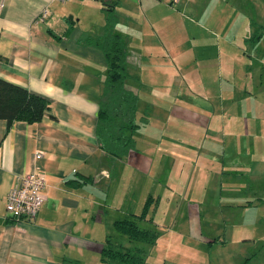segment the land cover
Wrapping results in <instances>:
<instances>
[{"label": "crops", "instance_id": "0c3cea01", "mask_svg": "<svg viewBox=\"0 0 264 264\" xmlns=\"http://www.w3.org/2000/svg\"><path fill=\"white\" fill-rule=\"evenodd\" d=\"M229 1L242 0H0V77L49 101L48 110L38 121L0 118V264H98L115 220L132 212L128 202L134 200L133 188L139 189L142 199L148 195L161 198L159 186L164 180L152 176L154 166H162L155 153L160 142L156 131L163 119L159 104L167 99L162 96L163 88L168 87V99L172 100L181 80L179 52L172 51L179 44L173 37H179V29L185 33L188 26L194 39L196 34L205 37L207 28L201 24V17L213 18L212 13L208 15L210 8ZM190 8H198V20L189 18L188 25L183 11ZM109 22L113 23L111 30L107 29ZM107 33L119 34L127 44L123 83L137 97L134 116L139 125L135 131L143 127L137 135L152 141H144L141 148L129 147L121 155L107 151L96 134L107 74L102 47ZM164 37L167 42L162 46L159 40ZM233 45L225 40L216 47V55L222 46H229L227 54L231 56ZM206 52L202 48V56H207ZM256 61L244 54L242 62L228 67L232 70L227 77L234 75L236 82L240 70H253V80L254 76L259 80L264 77L260 72L264 65ZM207 64L188 71L192 85L210 79L206 83L203 80L201 88L190 86L189 92L181 94L191 104L172 100L168 107L171 116L193 124V130L186 129L187 137L197 136V126L208 129L209 137L221 136L227 99L233 98L232 94L240 97L245 91L242 81L224 87L225 78ZM197 90L203 92L211 108L195 106ZM170 143V165L177 167L173 155L182 151L188 159L190 147L183 145L178 151V139ZM203 147L212 150L211 146ZM37 150H43L41 157L35 156ZM220 151L225 153V147ZM34 167L45 172L46 198L35 218L15 220L6 208V195L18 176ZM222 171L218 166L213 177L205 172L204 191L220 196ZM138 176L136 184L133 178ZM149 177L152 189L144 196ZM197 178L189 183L195 185ZM194 210L198 211L197 204ZM187 211L191 216L189 207Z\"/></svg>", "mask_w": 264, "mask_h": 264}, {"label": "rangeland", "instance_id": "374dc122", "mask_svg": "<svg viewBox=\"0 0 264 264\" xmlns=\"http://www.w3.org/2000/svg\"><path fill=\"white\" fill-rule=\"evenodd\" d=\"M197 10L184 9L183 19L188 25L189 18L195 22L198 20ZM211 13L213 18L210 16L209 20H205L202 16L200 19L203 27L207 28L203 32L206 33L205 37L196 34L194 39V32L189 26L185 33L179 29V37H173L179 44L172 51L179 52L181 80L176 84L177 94L172 100L186 106L191 104L190 100L187 101V97L181 94L189 92L191 87L201 88L204 80L199 85L189 82L187 74L193 66L210 63L218 71L217 74L225 78V87L235 82L234 75L227 77L232 70L228 67L242 62L244 54L256 58L259 62L256 63L261 67L264 65V0L219 3L210 8L208 15ZM182 25L187 27L183 22ZM161 34L164 36V32ZM225 40L234 44V50L229 56L230 47L222 46L217 56L215 49L224 45ZM166 42L167 37L159 40L162 46ZM202 48L207 50V56H202ZM242 50H245L244 54ZM206 71H209L208 67ZM260 72L264 74L263 69ZM252 73L243 70L238 72L240 79L235 85L242 81L241 86L245 91L240 97L232 94L234 97L227 99L225 107L228 113L221 136L209 137L208 129L197 126V136L187 137L186 129L193 130L194 126L182 117L171 116L168 107L173 101L168 99V87L163 88L165 91L162 96L167 99L163 98L159 104L163 119L156 131L160 142L155 151L160 156L162 166H154L152 176H158L164 180V184L159 186L161 198L152 201L146 213L148 218L140 221V225L154 228L158 234L151 244L123 236L125 244L145 249L146 264H264V77L260 76L257 80L254 76L253 80ZM209 80H204V83ZM140 90L146 92L145 89ZM197 92L199 95L195 106L211 108L205 102L203 92ZM142 128L135 131L134 148L145 146L144 141L152 142L145 136L137 135ZM173 139L180 142L178 151L183 150V145L190 147L188 159L182 151L173 155L178 162L177 167L170 165L169 147ZM203 146H211L212 150L206 151ZM221 147H225V153L220 151ZM204 155L208 158H204ZM218 166L223 168L220 196L207 193L203 187L205 172L213 177L217 174ZM198 176L195 185L189 183L190 179ZM139 180V176L133 178L135 183ZM151 180L149 177L144 196L146 190L152 189ZM138 192L135 186L134 200L128 202L132 213L141 212L145 200L139 197ZM196 204L198 211H193ZM187 207L192 211L191 216ZM117 237L120 236L114 229L112 238Z\"/></svg>", "mask_w": 264, "mask_h": 264}, {"label": "trees", "instance_id": "16d2710c", "mask_svg": "<svg viewBox=\"0 0 264 264\" xmlns=\"http://www.w3.org/2000/svg\"><path fill=\"white\" fill-rule=\"evenodd\" d=\"M112 26L113 23L109 22L107 29L111 30ZM102 47L107 59V74L100 98L96 134L107 151L121 155L135 143L134 131L139 125L134 116L137 97L123 83L126 76V42L119 34L107 33L103 37ZM48 103L42 94L0 77V118L38 121L48 110ZM153 200V196L148 195L141 212H131L115 220V229L120 237L114 239L111 236L112 240L109 239V244L102 249L98 264H146L145 249L125 244L123 236L150 244L155 241L157 231L140 225L141 220L148 218L146 213Z\"/></svg>", "mask_w": 264, "mask_h": 264}, {"label": "built area", "instance_id": "2783aa9c", "mask_svg": "<svg viewBox=\"0 0 264 264\" xmlns=\"http://www.w3.org/2000/svg\"><path fill=\"white\" fill-rule=\"evenodd\" d=\"M42 155L43 150H37L35 153L36 157ZM45 186V172L38 167H34L31 171L18 176L17 183L9 189L6 195V208L15 220H31L36 217L46 198Z\"/></svg>", "mask_w": 264, "mask_h": 264}]
</instances>
